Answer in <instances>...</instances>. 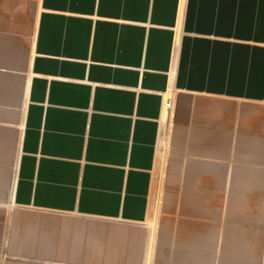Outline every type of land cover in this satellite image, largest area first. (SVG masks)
I'll use <instances>...</instances> for the list:
<instances>
[{"label":"crops","instance_id":"1","mask_svg":"<svg viewBox=\"0 0 264 264\" xmlns=\"http://www.w3.org/2000/svg\"><path fill=\"white\" fill-rule=\"evenodd\" d=\"M0 264H264V0H0Z\"/></svg>","mask_w":264,"mask_h":264},{"label":"built area","instance_id":"2","mask_svg":"<svg viewBox=\"0 0 264 264\" xmlns=\"http://www.w3.org/2000/svg\"><path fill=\"white\" fill-rule=\"evenodd\" d=\"M170 105H171L170 100H167V101L165 102V104H164V107H165V108H169Z\"/></svg>","mask_w":264,"mask_h":264}]
</instances>
